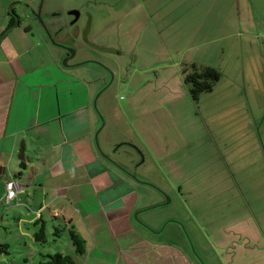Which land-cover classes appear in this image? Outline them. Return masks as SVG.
Listing matches in <instances>:
<instances>
[{
    "label": "rangeland",
    "instance_id": "obj_1",
    "mask_svg": "<svg viewBox=\"0 0 264 264\" xmlns=\"http://www.w3.org/2000/svg\"><path fill=\"white\" fill-rule=\"evenodd\" d=\"M140 4L156 16H146ZM173 4L179 9L168 11ZM71 10H79L78 20ZM6 12L33 15L13 27L14 36L32 24L50 46L49 52L36 49L51 57L64 46L76 52L71 63L91 57L86 61L100 67L94 73H106L108 85L93 106L100 137L110 162L121 170L127 165L125 176L147 184L148 193H164L149 214L160 212L164 225L172 217L177 223L170 222L169 231L188 223L194 246L206 247L199 246L214 260L221 255L219 264L231 259L229 246L243 264H264V240L245 236H264V0H0V32L10 22ZM89 20L96 21L97 42L89 30L87 40L83 35ZM193 63L221 72L198 99L185 82ZM9 215L0 211V243L10 244L9 253L0 250V264H25L24 255L32 262L55 253L57 241L66 248L71 242L57 220L48 221V242H31Z\"/></svg>",
    "mask_w": 264,
    "mask_h": 264
},
{
    "label": "crops",
    "instance_id": "obj_2",
    "mask_svg": "<svg viewBox=\"0 0 264 264\" xmlns=\"http://www.w3.org/2000/svg\"><path fill=\"white\" fill-rule=\"evenodd\" d=\"M139 7L146 16H156L141 4ZM172 8L176 11L179 6L173 4L168 11ZM6 14L5 19L10 21L11 16ZM95 22L89 20L83 31L87 40L89 30L92 42H97L92 36ZM13 32L12 28L0 41V211L3 218L12 214L9 216L17 222L18 231L31 235V242L36 243L35 233L40 225L44 224L48 234V221L57 220L68 230L72 227L85 241L84 253H77L71 236L67 248L57 241L58 249L54 252L72 255L73 264L222 263L221 255L216 254L218 259L214 260L201 252L208 251L206 247L200 243L194 246L190 230L187 232L188 223L184 224L185 229L178 224L169 231L167 226L175 222L172 217L167 215L169 219L164 225L160 212L157 216L149 214L163 204L164 193L158 190L148 193L142 187L147 184L136 185L125 176L123 169L127 165L121 166V170L111 163L104 139L100 137L101 118L93 109L95 98L98 105L97 94L108 85L103 77L106 73L98 72L99 76L94 73L100 67L92 66L95 61L85 62L91 57L73 63L70 58L71 66L82 62L87 65L74 71L63 64L67 56L64 46L59 44L63 51L49 57L36 49L42 45L49 52L50 46L42 35L36 36L33 29H25L18 37ZM13 176L21 189L15 198L9 199L6 183ZM22 224L31 225L33 233L24 230ZM200 229L205 237V227ZM245 236L251 242L264 240L261 232ZM226 251L231 259L225 264H243L236 246H229ZM258 251L255 249L254 254ZM260 253L264 254V250ZM41 254L32 262L24 255L25 264H37ZM261 259L262 256L258 261Z\"/></svg>",
    "mask_w": 264,
    "mask_h": 264
},
{
    "label": "trees",
    "instance_id": "obj_3",
    "mask_svg": "<svg viewBox=\"0 0 264 264\" xmlns=\"http://www.w3.org/2000/svg\"><path fill=\"white\" fill-rule=\"evenodd\" d=\"M13 16L8 24V27L1 33L0 41L8 33L9 29L14 25ZM185 68V82L190 86V91L194 99H198L200 94L205 91L213 90L215 82L220 79L221 72L218 68L209 65L199 66L196 63L191 65L192 71ZM15 177H18L15 175ZM61 229L56 227V234L61 233ZM69 233L73 243L76 246L77 253H84L85 245L84 239L78 233L75 232L72 227L69 229ZM35 239L38 243L44 244L47 240L44 224L40 225L38 231L35 233ZM9 243H0V250L9 253ZM75 259L70 254L62 252L41 254L39 264H73Z\"/></svg>",
    "mask_w": 264,
    "mask_h": 264
},
{
    "label": "flooded vegetation",
    "instance_id": "obj_4",
    "mask_svg": "<svg viewBox=\"0 0 264 264\" xmlns=\"http://www.w3.org/2000/svg\"><path fill=\"white\" fill-rule=\"evenodd\" d=\"M12 16H13V22H14L13 24L14 25L11 28H13L14 26H17L19 24H22V22H24L26 19H28L30 22H32V20H31L32 18L31 17L33 15L31 13H28V12H25V14H22V15H19V14H16L15 12H13ZM73 16H74V19H75V15H73ZM10 20H11V18H10ZM32 28H33L32 24H29L28 26H26V30H30ZM62 44L64 45L65 43H62ZM66 51H67V56L69 57L71 52L68 51L67 49H66ZM74 53H76V52L74 51ZM74 53H73V55L72 54L71 55L74 56L75 55ZM67 56H65V57H67ZM72 56H70V58H72Z\"/></svg>",
    "mask_w": 264,
    "mask_h": 264
},
{
    "label": "built area",
    "instance_id": "obj_5",
    "mask_svg": "<svg viewBox=\"0 0 264 264\" xmlns=\"http://www.w3.org/2000/svg\"><path fill=\"white\" fill-rule=\"evenodd\" d=\"M6 187L8 191L7 197L9 199L15 198L21 189V185H19L14 179L7 181Z\"/></svg>",
    "mask_w": 264,
    "mask_h": 264
},
{
    "label": "water",
    "instance_id": "obj_6",
    "mask_svg": "<svg viewBox=\"0 0 264 264\" xmlns=\"http://www.w3.org/2000/svg\"><path fill=\"white\" fill-rule=\"evenodd\" d=\"M70 13L71 14H73V15H75V19H74V21H76V20H78V18H79V16H80V12H79V10H71L70 11ZM51 39L53 40V37H51ZM70 52H71V54L73 55V53H74V50H69ZM69 55V57L67 56V57H65L64 59H63V63L64 64H68V60H69V58H70V56H72V55ZM85 62H87V61H85ZM84 62V63H85ZM83 63V62H82Z\"/></svg>",
    "mask_w": 264,
    "mask_h": 264
}]
</instances>
